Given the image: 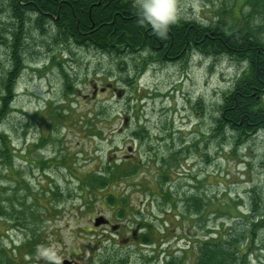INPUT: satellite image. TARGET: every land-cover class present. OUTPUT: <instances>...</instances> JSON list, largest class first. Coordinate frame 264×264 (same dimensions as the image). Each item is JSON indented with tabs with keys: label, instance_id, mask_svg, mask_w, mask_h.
Returning <instances> with one entry per match:
<instances>
[{
	"label": "rangeland",
	"instance_id": "1",
	"mask_svg": "<svg viewBox=\"0 0 264 264\" xmlns=\"http://www.w3.org/2000/svg\"><path fill=\"white\" fill-rule=\"evenodd\" d=\"M134 1L182 21L231 20L264 40L259 3ZM11 11L0 0V264H166L173 252L194 264L186 241L228 230L249 233L246 264H264V129L242 140L216 130L246 65L195 49L160 60L105 53ZM115 163L99 189L89 175ZM99 216L109 225L95 226Z\"/></svg>",
	"mask_w": 264,
	"mask_h": 264
},
{
	"label": "trees",
	"instance_id": "2",
	"mask_svg": "<svg viewBox=\"0 0 264 264\" xmlns=\"http://www.w3.org/2000/svg\"><path fill=\"white\" fill-rule=\"evenodd\" d=\"M7 1L14 17L22 18L27 11L29 16L52 20L58 35L81 47H92L115 55L149 52L157 60L182 58L195 49L207 55H223L240 61L246 67L239 73L233 88L223 95L224 103L216 130L227 127L242 140L264 129V40L255 29L242 30L231 20L227 23L217 21L212 25L194 20L182 21L170 16L165 6L156 10L151 6H141L134 0ZM22 1L27 6L22 5ZM248 2L254 8L257 3L264 5V0ZM20 34L17 31L12 35L15 37L14 44L20 41ZM6 38V34L0 32V40ZM87 134L99 136L102 133ZM110 166L102 172L93 171L89 175L101 180L99 189L100 186H107L115 176L116 163ZM134 168L135 171L138 169ZM134 168L127 175L126 170L122 171L121 177L131 176ZM88 183L83 185L90 191L94 185ZM107 197L112 204L115 203L112 195ZM252 222L254 225L255 222ZM147 226L150 228L152 225ZM248 236L247 231L228 230L213 239L186 242L188 248L192 247L195 251L194 264H246L242 241L244 238L248 241ZM141 244L156 245L147 233L141 235ZM174 255L175 252L166 254V264H187V258Z\"/></svg>",
	"mask_w": 264,
	"mask_h": 264
},
{
	"label": "water",
	"instance_id": "3",
	"mask_svg": "<svg viewBox=\"0 0 264 264\" xmlns=\"http://www.w3.org/2000/svg\"><path fill=\"white\" fill-rule=\"evenodd\" d=\"M108 221L104 216H99L98 218L95 219L94 225L95 226H100L102 224H106Z\"/></svg>",
	"mask_w": 264,
	"mask_h": 264
},
{
	"label": "flooded vegetation",
	"instance_id": "4",
	"mask_svg": "<svg viewBox=\"0 0 264 264\" xmlns=\"http://www.w3.org/2000/svg\"><path fill=\"white\" fill-rule=\"evenodd\" d=\"M22 3H23L22 5L27 6L26 2L22 1ZM112 228H115V227H112Z\"/></svg>",
	"mask_w": 264,
	"mask_h": 264
}]
</instances>
